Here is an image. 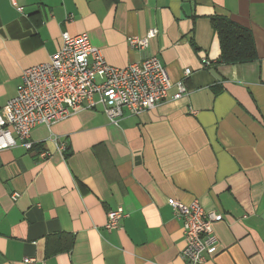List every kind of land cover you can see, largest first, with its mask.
Instances as JSON below:
<instances>
[{
	"label": "crops",
	"instance_id": "crops-1",
	"mask_svg": "<svg viewBox=\"0 0 264 264\" xmlns=\"http://www.w3.org/2000/svg\"><path fill=\"white\" fill-rule=\"evenodd\" d=\"M214 16L252 33L256 61L216 63ZM150 29L145 52L129 48ZM64 32L86 33L112 67L157 57L169 97L182 80L187 95L116 125L97 103L35 127L30 150L0 151V264H186L170 200L219 217L203 264H264V0H0V109ZM119 207L128 217L108 232Z\"/></svg>",
	"mask_w": 264,
	"mask_h": 264
},
{
	"label": "built area",
	"instance_id": "built-area-1",
	"mask_svg": "<svg viewBox=\"0 0 264 264\" xmlns=\"http://www.w3.org/2000/svg\"><path fill=\"white\" fill-rule=\"evenodd\" d=\"M16 10L21 12V8ZM156 35L157 30L150 29L143 38L129 39L128 46L145 52ZM60 40L59 49L48 62L22 72L15 95L0 109V151L11 149L18 142L30 150V135L35 127H50L97 103L103 106L109 122L116 125L123 110L137 116L169 98L179 100L187 95L182 80L174 85L176 93L169 97L173 85L155 56L145 55L139 62L116 68L104 61L86 33L64 32ZM207 65L204 60L203 66ZM190 73L189 69L184 70L185 76ZM95 96L98 101L94 100ZM58 149L64 150V147L58 145ZM47 156V153L41 154L43 158ZM17 198L18 194L11 197L13 201ZM169 206L182 227L184 246L180 258L186 264H203L217 250L213 223L219 217L214 211L202 208L196 200L187 205L170 200ZM127 217L121 207L108 211L105 230H118ZM23 263L34 264L35 260L25 258Z\"/></svg>",
	"mask_w": 264,
	"mask_h": 264
},
{
	"label": "trees",
	"instance_id": "trees-1",
	"mask_svg": "<svg viewBox=\"0 0 264 264\" xmlns=\"http://www.w3.org/2000/svg\"><path fill=\"white\" fill-rule=\"evenodd\" d=\"M213 32L219 43L217 64L241 65L258 59L252 33L225 16L210 18Z\"/></svg>",
	"mask_w": 264,
	"mask_h": 264
}]
</instances>
